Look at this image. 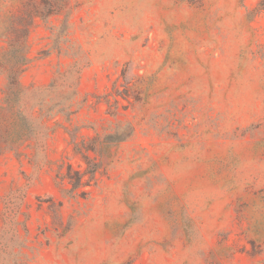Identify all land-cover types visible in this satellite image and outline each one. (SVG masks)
I'll return each mask as SVG.
<instances>
[{"label":"rangeland","instance_id":"rangeland-1","mask_svg":"<svg viewBox=\"0 0 264 264\" xmlns=\"http://www.w3.org/2000/svg\"><path fill=\"white\" fill-rule=\"evenodd\" d=\"M258 1L0 0V35L44 14L15 110L50 126L0 154V264H264ZM83 140L101 169L73 195L56 175Z\"/></svg>","mask_w":264,"mask_h":264},{"label":"trees","instance_id":"trees-1","mask_svg":"<svg viewBox=\"0 0 264 264\" xmlns=\"http://www.w3.org/2000/svg\"><path fill=\"white\" fill-rule=\"evenodd\" d=\"M191 5H195L200 0H185ZM258 6L264 10V0L258 1ZM32 3H25L18 6L6 19L0 35V75L6 79L5 89L3 90V102L5 106H0V154L5 151L17 148L24 141L33 137L47 136L50 131L48 123L41 118L37 124H34L23 112L15 110L17 103L25 95V87L20 81V76L28 65L30 58L28 54V34L36 18L43 16V12L36 9ZM45 16L53 14L55 11H48ZM61 73V71L59 72ZM79 76L75 78L73 94H77ZM56 85V79H53L50 87ZM4 110H8V119ZM35 111V106H31ZM58 112H62L59 110ZM129 134V133H128ZM118 133L107 134L102 140L104 147L117 144L128 136ZM114 138V139H111ZM74 152L80 156L84 166L76 170L71 163L63 164L57 172L56 177L59 184H63L64 189L73 195L86 194V187L93 185L100 172L101 163L90 156V152H97V149L91 142L81 141L74 143ZM101 153L100 151H98ZM69 185V187H67Z\"/></svg>","mask_w":264,"mask_h":264}]
</instances>
